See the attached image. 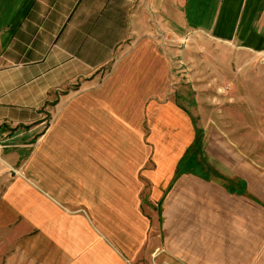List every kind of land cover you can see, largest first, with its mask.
I'll return each instance as SVG.
<instances>
[{
    "label": "crops",
    "instance_id": "obj_1",
    "mask_svg": "<svg viewBox=\"0 0 264 264\" xmlns=\"http://www.w3.org/2000/svg\"><path fill=\"white\" fill-rule=\"evenodd\" d=\"M198 32L264 50V0H0V190L7 170L35 190L0 197V232L6 211L20 231L50 217L55 264H84L91 190L138 200L153 154L166 190L148 264H264V163L229 136L189 150L195 122L171 98V45ZM46 107L62 108L50 126Z\"/></svg>",
    "mask_w": 264,
    "mask_h": 264
},
{
    "label": "rangeland",
    "instance_id": "obj_2",
    "mask_svg": "<svg viewBox=\"0 0 264 264\" xmlns=\"http://www.w3.org/2000/svg\"><path fill=\"white\" fill-rule=\"evenodd\" d=\"M205 37L208 38L201 32L188 34L186 39L171 45L174 69L171 98L186 109L194 120L196 145L203 142L192 149H208L218 142L221 135L225 138L224 142L231 143L227 139L229 136L233 143L244 146L252 160L264 163V50L210 41ZM61 110L54 114L50 112V107L44 108L45 125L50 126ZM148 145L154 149L149 142ZM191 147L194 146L189 148L192 151ZM202 159L204 165L208 164L206 157ZM156 160L153 154L145 157L136 201L135 198L124 197L120 204L119 194L122 190L108 188L106 200L110 204L104 206L99 204L98 190H91L90 217L86 215L90 230L87 227L80 229L83 234L81 239L85 245H89L83 258L84 264H148L151 251L161 245L160 240L150 244L149 239L154 233L157 235L161 232L160 201L166 190L161 187ZM6 173L8 181L6 189L0 190V197L4 194L8 198L30 200L34 196L35 190L28 187L32 186L29 182L17 181V177L25 176L23 171L22 174L12 175L10 170ZM123 191L129 196L134 190ZM152 197L155 198L154 205H150ZM78 207L74 206L75 209ZM7 208L10 209V206L6 205ZM31 214L33 216L34 212ZM19 215L18 211H6L10 220L6 221V224L9 223L6 230L0 232V264H55L58 259L61 262L62 253L59 252V257L57 254V238L50 235L56 230L50 217H45L39 226L34 221L28 222L31 228L20 231ZM79 223L77 220L74 222L77 236ZM117 247L122 251H116ZM155 251L160 254L161 248ZM71 262H78L77 256Z\"/></svg>",
    "mask_w": 264,
    "mask_h": 264
},
{
    "label": "trees",
    "instance_id": "obj_3",
    "mask_svg": "<svg viewBox=\"0 0 264 264\" xmlns=\"http://www.w3.org/2000/svg\"><path fill=\"white\" fill-rule=\"evenodd\" d=\"M196 142H197V140H196ZM195 147L197 148V147H199V146H198V145H196V146H194V147H191V148H195Z\"/></svg>",
    "mask_w": 264,
    "mask_h": 264
}]
</instances>
